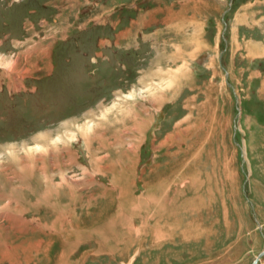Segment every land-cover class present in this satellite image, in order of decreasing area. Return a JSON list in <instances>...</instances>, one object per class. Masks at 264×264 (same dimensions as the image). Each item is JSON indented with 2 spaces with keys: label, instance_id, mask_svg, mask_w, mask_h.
I'll list each match as a JSON object with an SVG mask.
<instances>
[{
  "label": "rangeland",
  "instance_id": "rangeland-1",
  "mask_svg": "<svg viewBox=\"0 0 264 264\" xmlns=\"http://www.w3.org/2000/svg\"><path fill=\"white\" fill-rule=\"evenodd\" d=\"M263 240L264 0H0V264Z\"/></svg>",
  "mask_w": 264,
  "mask_h": 264
},
{
  "label": "water",
  "instance_id": "water-1",
  "mask_svg": "<svg viewBox=\"0 0 264 264\" xmlns=\"http://www.w3.org/2000/svg\"><path fill=\"white\" fill-rule=\"evenodd\" d=\"M257 223V222H256ZM262 253H264V244L262 246V248L255 254V256L252 258L250 264H256V260L258 258L259 255H261Z\"/></svg>",
  "mask_w": 264,
  "mask_h": 264
},
{
  "label": "trees",
  "instance_id": "trees-1",
  "mask_svg": "<svg viewBox=\"0 0 264 264\" xmlns=\"http://www.w3.org/2000/svg\"><path fill=\"white\" fill-rule=\"evenodd\" d=\"M14 11V8H13V10H12V12ZM79 12H83V10H80ZM79 15H83V13L82 14H79ZM11 25H12V23H11ZM10 25V23L8 22V27H9V29H11L12 28V26ZM91 26H96V25H93V24H90ZM90 29H92L91 27H89ZM106 33V32H105ZM116 54H121V53H116ZM121 57V56H120ZM262 247V246H261Z\"/></svg>",
  "mask_w": 264,
  "mask_h": 264
},
{
  "label": "bare ground",
  "instance_id": "bare-ground-1",
  "mask_svg": "<svg viewBox=\"0 0 264 264\" xmlns=\"http://www.w3.org/2000/svg\"><path fill=\"white\" fill-rule=\"evenodd\" d=\"M262 254H263V253H262ZM262 254H261V255H262ZM261 255H259V256H261ZM259 256H258V257H259ZM257 260H258V258H257ZM257 260H256V264H257Z\"/></svg>",
  "mask_w": 264,
  "mask_h": 264
},
{
  "label": "flooded vegetation",
  "instance_id": "flooded-vegetation-1",
  "mask_svg": "<svg viewBox=\"0 0 264 264\" xmlns=\"http://www.w3.org/2000/svg\"><path fill=\"white\" fill-rule=\"evenodd\" d=\"M263 243H264V240H263ZM263 246V245H262Z\"/></svg>",
  "mask_w": 264,
  "mask_h": 264
},
{
  "label": "crops",
  "instance_id": "crops-1",
  "mask_svg": "<svg viewBox=\"0 0 264 264\" xmlns=\"http://www.w3.org/2000/svg\"><path fill=\"white\" fill-rule=\"evenodd\" d=\"M260 263H261V262H260ZM263 263H264V262H263ZM263 263H262V264H263Z\"/></svg>",
  "mask_w": 264,
  "mask_h": 264
}]
</instances>
